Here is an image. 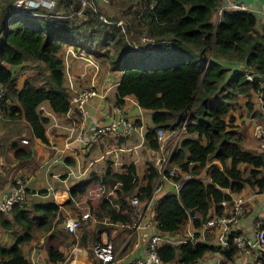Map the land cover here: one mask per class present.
<instances>
[{
    "label": "trees",
    "instance_id": "trees-1",
    "mask_svg": "<svg viewBox=\"0 0 264 264\" xmlns=\"http://www.w3.org/2000/svg\"><path fill=\"white\" fill-rule=\"evenodd\" d=\"M14 1L0 0V86L4 89L0 96V124L4 129L0 156L7 147L15 159L26 160L33 157L34 138L49 144L48 124L71 108L66 45L90 52L80 41L97 40L104 48L94 51L95 58L107 60L109 69L120 72L115 104L121 105L132 94L141 107L151 110V123L144 130L147 146H159L157 128L173 130L185 122L165 172L176 168L177 173L169 178L172 181L179 180L184 172L189 177L178 193L163 192L151 203L157 231L177 239V243L164 242L157 247L161 261L194 264L208 251L233 261L240 250L232 241L223 248L179 239L189 238L184 226L190 216L194 215L196 237L210 217L224 213L222 203L231 201L232 193L245 186L264 189V148L244 145L245 132L233 113L241 95L250 99L257 91L264 108V28H256V15L250 10L224 9L214 23L220 0H136L131 20L123 30L114 23L99 21L88 7L82 16L71 14L70 6L76 10L78 0H58L67 17L54 15V10L45 15L17 14ZM141 34L146 42L137 46L123 38L141 43ZM27 69L31 73L19 85L18 76ZM248 73L252 79L247 78ZM246 106L248 111L255 109L249 100ZM23 136L28 137L27 143L21 142ZM168 139L170 144L175 135ZM107 156L101 174L91 170L69 186L67 205H72L73 197L90 184L111 187L114 196L102 193L94 204L90 202V211L99 220L106 217L111 223L130 224L128 197L135 194L142 201L151 197L159 175L157 167L146 160L142 174L133 161L115 169V154ZM65 161L75 162L72 155ZM10 167L2 170L6 173L0 176L2 182L7 180ZM66 216L53 198L33 201L30 206L15 203L8 212L0 211V227L11 239L8 243L0 240V264H33L22 248L41 230L47 241L70 238L64 228ZM80 229L90 246L100 240L101 229L93 231L85 223ZM113 247L117 251L114 242ZM47 257L56 263L66 259L52 245ZM259 257L264 264V251Z\"/></svg>",
    "mask_w": 264,
    "mask_h": 264
},
{
    "label": "crops",
    "instance_id": "crops-1",
    "mask_svg": "<svg viewBox=\"0 0 264 264\" xmlns=\"http://www.w3.org/2000/svg\"><path fill=\"white\" fill-rule=\"evenodd\" d=\"M233 1L241 2L244 5L249 6L251 11L257 17L256 28L259 30L264 28V0H220L218 8H221V10L235 9L231 6ZM105 6L106 5H103V9L107 10V6ZM219 18L220 16L214 14L212 21L216 23ZM78 50H75L71 45H66L64 62L67 68V73L70 75L68 76V81L73 88H86L93 86L101 93L100 96H92L86 104L87 116L82 128V133L85 137L81 141L74 140V137L81 128L80 124L83 120L74 109L70 108V110L64 115L60 117L54 116V119L48 124L46 132L49 144L43 143L38 138L32 140L34 151L32 158L26 160L15 159L13 151L7 147L3 152V156H0L5 159L4 156L5 153H7L10 158L14 157L12 163L15 167V170L12 171V173H8L7 180H4L3 182L0 180V196L7 192L13 186L15 179L20 176L26 183V191L28 190L29 193H27L28 199L30 196L37 200L45 197L53 198L64 211L69 212H67V217L71 216L69 214H71L72 210L67 205L70 200L69 186L77 180L87 177L91 170L97 171L98 174H101L106 163L103 158L108 157L107 155L109 154L106 153L108 148L124 145V151H133V153H130L131 156L124 155L121 152H113L115 154L113 164L115 169L123 163L133 161L137 166L138 172L140 171L142 174L145 168L143 157H145L146 160H149L147 150L142 149L141 146L145 147L146 144L144 130L146 125L151 123V110L141 107L135 96L132 94L127 95L121 105L115 104L116 84L120 72L109 69L107 66V60H100L99 58L92 57L91 53L87 52L82 47ZM80 52L91 57L97 65L93 66L82 57L81 59L79 57ZM72 77H74L75 80H73ZM110 98L112 101L109 100ZM238 103H240V100H238ZM118 107L120 110H117ZM119 115L133 119L137 124H141L143 126V138L141 137V132H134L127 137H114L111 134L102 135L93 143H90L87 140L86 135L97 125H102L103 123L117 118ZM29 133L30 132L26 135H29ZM166 134L169 136L170 132L167 131ZM25 138L28 140L26 136ZM117 139H122L123 141L118 143ZM176 141L171 142L170 149L175 145ZM67 155H72L74 157L75 162L73 164L65 161ZM0 164L2 168L0 170V176L2 178L3 174H6L3 173L2 170H5V168L10 165H7L6 161L5 163L0 161ZM41 170L45 173L46 178L44 180L47 183V186L42 185L35 180V176ZM162 183V191L155 196V198L160 196L163 192H166V190H172V181L169 178L164 177ZM42 189H45V191ZM102 193H104L105 196L111 197L115 194L114 190L111 187H108L106 189L104 188L103 191H100L99 189L96 197L98 198ZM237 198H242L244 200L243 212L239 217L235 229L232 230L234 233L231 235L244 234L252 239L256 220L261 216H264V195L256 188L245 186L239 192L231 194V201H225L226 203L223 205V211H229L233 200ZM75 203L77 204V202ZM87 207L90 210V206L87 205ZM87 212L90 214L89 211ZM74 214L80 215L83 214V212L79 213L76 209ZM151 214L154 217V213L151 212ZM92 220L95 221L94 217ZM102 220H104V227L107 228L106 231L102 228H94L93 224L97 226L95 222L87 228L93 231H99L101 229V231H99L100 239H110L115 245H118L119 248L117 249V252L121 258L128 259L144 255L147 232L143 233L141 230H134L130 224H123L121 222L111 223L109 218L106 217ZM97 222L101 223L99 221ZM184 228L185 233L187 232V234H189L190 231H194L195 229L192 220L187 219ZM65 231L70 235V238L68 237L66 240L62 239V241H59L57 238L51 239L53 243L50 242L42 247L32 241L27 244L25 243L22 248L23 254L29 258L33 264H68V262L73 264H94L92 246L87 244L86 239L81 236L83 229H80L79 227L75 232H69L65 228ZM216 234V227L200 228L196 239L197 241L216 244ZM72 237L74 238V242L70 243ZM229 237L230 241H232V236ZM172 240L175 239L173 238ZM93 244L94 243L91 245ZM51 245L64 253L66 258L64 261L56 263L48 259L47 249ZM228 246L229 243L223 248H227ZM239 250L255 251L252 247H246L245 249L239 248ZM217 255L219 256L216 257ZM222 257L224 258V256L217 251H208L194 264H225L223 263L225 260L229 261L225 258L222 259ZM163 264H177V262H163Z\"/></svg>",
    "mask_w": 264,
    "mask_h": 264
},
{
    "label": "built area",
    "instance_id": "built-area-1",
    "mask_svg": "<svg viewBox=\"0 0 264 264\" xmlns=\"http://www.w3.org/2000/svg\"><path fill=\"white\" fill-rule=\"evenodd\" d=\"M79 4L76 10L72 9L71 14H77L82 16L83 9L88 7L96 16V18L103 23H114L123 27L125 30V25L122 20L113 22L106 15L99 12L100 5H108L110 0H78ZM58 0H15L14 7L16 8L17 14H27V15H45L46 13L54 10V15L58 17H67V14L64 13V10L57 5ZM231 6L238 10H250L249 6L244 5L241 2L233 1ZM222 11V10H221ZM220 11V12H221ZM51 14V13H49ZM221 14V13H220ZM140 41L143 43L146 42V38H141ZM84 60L96 66L97 63L94 62L91 58H88L85 55L81 56ZM248 79H252L250 73L247 74ZM4 89L0 86V96L2 95ZM68 91L70 93V104L71 108L74 109L83 120L80 124V129L74 140L81 141L85 135L82 133V128L84 126V120L87 116L86 104L92 96H100L101 93L97 91L93 86L86 88H73L69 82ZM259 94L260 91H257ZM117 110H120L119 107ZM185 122H182L178 128L173 130H163L162 128L156 129V136L159 142L157 148L149 147L145 144V148L148 153V161H150L154 166L157 167L158 177L155 187L152 191L151 197L147 201H142L137 195L132 194L128 197V202L131 208L132 216L130 226L134 230H141L143 233L147 232V239L145 244L144 255L134 258H121L119 253L114 250L113 242L110 239H100L92 245V254L94 259V264H163L160 259V256L157 252V247L162 243H177V240H172L167 235L159 233L156 229L155 218L151 214V203L161 191H162V179L164 177L170 178L177 173L175 167H169L167 173L165 172L171 151H164V142L166 141L168 135L167 131L170 134L175 135V141L178 139L181 131L184 129ZM134 132H141V137L143 138V126L137 124L133 119H129L123 115H119L117 118H114L102 125H97L89 134L86 135L87 140L90 143L96 142L99 137L102 135H113L114 137H127L132 135ZM254 134L261 140V146L264 147V127L260 124L254 126ZM22 142H27L26 138H22ZM124 145L110 147L106 150V153L113 152H122L124 151ZM189 174L187 172L182 173L181 178L176 181H172V192L178 193L180 190L183 180L188 178ZM100 191H103V186L98 187ZM168 190H166L167 192ZM259 191V190H258ZM264 195V189L259 191ZM243 199L237 198L233 200L230 210L224 212L221 215H213L210 217L205 224L201 227L212 228L216 227L217 234L215 236V243L222 247L227 246L232 230L235 229L239 221V217L243 212ZM19 203L22 205H29V199L26 191V183L22 177H17L13 183V186L0 196V211L8 212L13 204ZM226 202L223 201V205ZM194 215L190 216L188 219L193 220ZM93 219L88 212H85L80 215L66 217L64 221V227L69 232H75L82 224H87ZM181 241H197L194 237V231L189 232V238L179 239ZM232 241L236 246L241 249L246 247H252V249L257 252L264 248V216H261L256 220L254 226L253 238L245 236L244 234H234L232 235ZM264 251V250H263ZM71 264V262H68ZM179 264H186L185 261H180Z\"/></svg>",
    "mask_w": 264,
    "mask_h": 264
},
{
    "label": "rangeland",
    "instance_id": "rangeland-1",
    "mask_svg": "<svg viewBox=\"0 0 264 264\" xmlns=\"http://www.w3.org/2000/svg\"><path fill=\"white\" fill-rule=\"evenodd\" d=\"M136 4H137L136 0H113L107 6V10L103 9V6L100 5V11L99 12L106 15L107 18H109L113 22H117V21L122 20L124 25H127L128 19L130 18V20H131L132 10ZM58 7H60V6L58 5ZM220 11H221V8H218L216 13H215L216 16H220V13H221ZM23 19L32 20L30 17H24V18L22 17V20ZM123 38L125 41L129 42L130 45H132V46H137L138 44H140V45L143 44V41H141V43H139V41L137 39L132 40L133 38L131 39L128 36H124ZM141 38H145V36L142 35L139 38V40ZM80 43L83 44L90 51L92 57H95V54H93L94 51H102L104 48L102 46H99V44H97L98 43L97 40H95V43H92L91 41L89 42V41H86L85 39H82L80 41ZM171 54H172V51H171ZM79 55H80L79 56L80 58L82 55L87 56L86 54H84L82 52H80ZM88 58H91V57H88ZM168 60H170V59H168ZM69 69H70V67H69ZM65 70L67 73L66 66H65ZM30 73L31 72L28 69L25 70L24 72H21L18 76V79H17L18 84L21 85L23 80L25 79V77ZM67 76H70V75L67 73ZM72 76H73V74H72ZM72 78H73V80H75L74 77H72ZM260 93L256 94V92H254L250 99L247 98V96H245V95H241L238 98V100H240V103L239 104L237 103L239 105V107L237 106L236 110L233 111L235 118H236V122L238 123V125L240 126L242 131L245 132L244 145L247 148L255 149V150H261V148H264L261 146V140L254 135V126L255 125L260 124L262 127H264V108L262 106L263 101L260 100L259 97L257 96V95H260ZM109 100L112 101L111 98ZM248 100L250 102L254 103L255 109H253L252 111H248V109H247L246 102ZM3 130H4L3 126H2V124H0V134L2 133ZM24 131H25V129H24ZM27 131H28V129H26V132ZM22 138H25V137H22ZM22 138H21V142H22ZM169 141H170L169 139L168 140L166 139L165 144H164V151H168L170 149L171 143L169 144ZM141 148L146 149L144 146H141ZM121 153H123L124 155H130V153H133V151H131V152L122 151ZM141 154H143V153H141ZM4 157H5V159L3 157L2 158L0 157V161L3 163H5V161H6L7 165H13L8 169L9 170L8 173H12V171L15 170L14 164L12 163V160L14 157L10 158L7 153H5ZM143 161H146L145 157H143ZM18 168H19V166H18ZM18 168H17V170H18ZM45 178H46V176H45V173L43 170L39 171V173L35 176L36 181L40 182L42 185L47 186L46 185L47 183L44 180ZM98 192H99L98 186L96 184H94V185L90 184L85 189V191L83 193L78 194L76 197H73V204L69 206L72 209L71 214H69V215H71V216L75 215L74 212L76 209L78 210L79 213L80 212L84 213V212L89 211L90 214L94 217L95 221L94 220L89 221L86 225V228L95 222L98 227L95 224H93L94 228H102L103 230L106 231L107 228H105L104 224H103L104 220H99L98 217L96 215H93L92 212L87 207V205L90 206V202L94 204V202L97 200L96 196H97ZM33 201H37V199L30 196L29 197V206ZM88 201H89V203H88ZM75 202H77V204ZM97 221H99L101 223H98ZM0 240H3L4 242H7V243L11 241L9 235L4 232V229L2 227H0ZM30 241H32L35 244H39V246H41V247L45 244L52 242L51 240H49V241L46 240V236L45 235L43 236L42 230L39 232H36L34 237L31 240H29V242ZM29 242H27V243H29ZM263 250H264V248L258 252L256 250L254 252L251 250H240L238 253V256L235 258V260L230 261V262L225 260L223 263H225V264H263L261 262V257H259L262 254ZM218 256L219 255H217L216 257H218ZM222 259H224V258L222 257Z\"/></svg>",
    "mask_w": 264,
    "mask_h": 264
},
{
    "label": "water",
    "instance_id": "water-1",
    "mask_svg": "<svg viewBox=\"0 0 264 264\" xmlns=\"http://www.w3.org/2000/svg\"><path fill=\"white\" fill-rule=\"evenodd\" d=\"M250 73L252 72V70L251 71H249ZM261 76V75H260ZM262 78L264 79V76H262Z\"/></svg>",
    "mask_w": 264,
    "mask_h": 264
},
{
    "label": "bare ground",
    "instance_id": "bare-ground-1",
    "mask_svg": "<svg viewBox=\"0 0 264 264\" xmlns=\"http://www.w3.org/2000/svg\"><path fill=\"white\" fill-rule=\"evenodd\" d=\"M71 264H73V263H71Z\"/></svg>",
    "mask_w": 264,
    "mask_h": 264
}]
</instances>
